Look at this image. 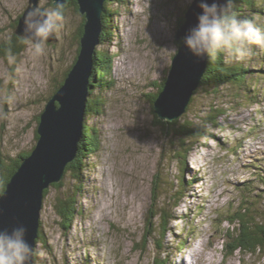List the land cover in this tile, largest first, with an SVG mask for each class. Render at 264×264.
<instances>
[{"label": "rangeland", "instance_id": "1", "mask_svg": "<svg viewBox=\"0 0 264 264\" xmlns=\"http://www.w3.org/2000/svg\"><path fill=\"white\" fill-rule=\"evenodd\" d=\"M256 1L264 7V0ZM27 4L0 0V46L10 42L14 21ZM40 6L57 8L53 0H41ZM107 6L118 13L108 17L109 42L97 49L113 56V82L101 90L102 112L88 117L99 144L82 186L69 172L62 188H49L41 212L49 247L37 245V264H163L166 257L164 264H264L263 253L227 256L223 247L226 231L235 226L229 214L234 216L243 199L240 189L255 171L264 174V76L251 84L259 90L252 92L256 99L229 86L219 94L198 88L175 121L206 131L187 143V164H182L173 152L179 138L169 135L175 123L160 124L152 100L169 73L180 41L175 40L178 23L190 4L109 0ZM63 15L57 41H47L42 54L27 43L11 61L0 55V161L35 147L39 116L75 61L84 17L73 7ZM254 15L255 26L264 30V13ZM256 48L264 53L258 46L248 52ZM255 62V68H263L260 59ZM181 164L192 181L179 197ZM76 184L82 192L75 205L82 212L65 227L56 204L60 191L78 192Z\"/></svg>", "mask_w": 264, "mask_h": 264}, {"label": "water", "instance_id": "2", "mask_svg": "<svg viewBox=\"0 0 264 264\" xmlns=\"http://www.w3.org/2000/svg\"><path fill=\"white\" fill-rule=\"evenodd\" d=\"M107 0H77L79 11L85 16L80 52L64 83L47 101L39 116V135L31 154L21 159V165L0 194V231L17 225L27 228L26 240L32 247L29 264L35 262V250L41 231V212L45 191L64 179L67 166L78 155L85 132L88 93L96 68V48L101 44L103 14ZM41 0H28L27 7L18 18L14 32L24 37V19L30 13L46 10ZM68 0H53L56 7L64 8ZM211 2V0H209ZM190 4L185 21L175 35L182 41L196 23L200 12L197 4ZM57 41L56 33L48 42ZM208 59L191 55L181 43L173 56L165 84L153 103L161 120L173 121L184 114L194 92L201 86Z\"/></svg>", "mask_w": 264, "mask_h": 264}, {"label": "trees", "instance_id": "3", "mask_svg": "<svg viewBox=\"0 0 264 264\" xmlns=\"http://www.w3.org/2000/svg\"><path fill=\"white\" fill-rule=\"evenodd\" d=\"M108 1L109 0L105 2V12L103 14V33L101 35V43L103 45L109 42V36L110 34H112V31H110L109 25L107 23L108 17L109 15H113V13H118V10H112L107 6ZM117 1L119 2L121 0ZM69 7H73L76 12L80 13L77 0H68L67 5L64 8H60V10L62 11V13H64V11ZM232 7L238 18H247L252 21H254L255 19V12L264 13V7L260 6L256 0H233ZM20 16L21 15H19L18 18ZM83 17L84 20L77 36L79 44L84 32L85 16L83 15ZM18 18L14 21V27H16L18 24ZM184 21L185 14L179 20L178 26H181ZM178 43L180 45L182 41H179ZM26 46L27 43L25 42L24 37L18 36L14 32L12 34L10 42H8L5 46H0V55L5 57H9L10 55H22L26 50ZM79 52L80 47L78 48V54ZM77 56L75 58V61L77 59ZM95 59L96 68L93 75L94 78L91 80V87L88 93L83 141L80 144L77 157L75 158V160L68 164L65 172V176L69 172L73 173L74 178L76 179V181H79L78 184L80 186H82L81 182L83 180V172L85 171V169H87L89 164V157H91V153L96 150L99 144V138L97 135L99 133H97V130L91 128L89 131L88 129V123L90 121V118L88 119V117H91L92 114H99L100 112H102L103 108L105 107L106 101L101 90L104 91V89L111 87V84L113 82V76L111 72V60L113 59V56L109 55L106 50H98L96 48ZM257 59H260L261 62H264V53L259 48H256V50H254L252 53L247 52V54L242 59L236 58L235 55L230 52H221L216 56V58L208 59L207 70L205 75L203 76L201 84L202 88L211 90L213 94H219L222 87L229 86L230 88H234L237 93L243 94L246 99L259 98L257 94L253 95L252 92L255 90L252 89L253 87L251 85L255 84L256 80L260 76H264V66L262 69H257L254 67L255 63H257L255 62L257 61ZM70 69L68 70V72L70 71ZM68 72L66 73L64 79L56 85V88L50 94L49 99L64 83ZM165 80L166 76L158 84L157 92L153 96L152 103H154V101L157 99L159 92L162 90L165 84ZM198 92L199 89L194 92L191 103L194 102V96ZM255 92L258 93L259 90ZM159 123L164 125L169 124L170 121L161 120L159 118ZM171 123L175 124L169 135L172 138H179V142L174 146V155L178 159L183 158L181 161L182 164H187V155H185L188 153V149L186 147L188 145L187 143L192 141L193 138L196 139L198 137H202L203 135L201 132H204L206 130L203 128H195L188 122L184 123L183 125H177L176 121L173 120L171 121ZM38 137L39 135L36 132V139H38ZM31 151L32 150L21 153L17 157H12L9 159L5 158L6 161H4V159L0 161V194H2L6 190L7 184L9 183L17 169L20 167L21 159L29 156L31 154ZM182 166L183 174L181 176V189L180 191H178L179 197H182V194L185 192L187 185L192 181V179H188L186 177V173L184 174L185 166ZM254 173L255 177H251L250 180H248L246 184L243 185L244 187L240 189V193L242 194L243 199H241L238 211L234 213L233 217L229 214L232 219L228 218V220L234 222L235 226L233 227V229H231L232 233L231 231H226L225 233V235H227V238L223 242V247L227 256H232L238 251L252 254H264V174L257 171H255ZM256 182H259L262 185V188L260 187L261 185H257ZM78 184H76L75 187L79 193H65L63 191H60V195L58 197L56 208L58 209L59 214L64 220L65 227L71 225L73 221V215L82 212V209L79 208L78 210L75 205V199L77 195L82 192V187H80ZM63 185L64 184L62 180L61 182L52 184L51 186H58L59 188H62ZM48 193L49 189H46L45 198L48 196ZM166 216L168 218L167 222L169 223L170 215L167 214ZM40 243H46V247H49L47 239L46 237H44L42 223L39 238L37 240V245ZM39 259L40 255L37 251H35L34 264H37L39 262ZM161 261L163 264L167 263L168 258L166 257V259H162ZM66 264H69V262H66ZM86 264H90V261H86Z\"/></svg>", "mask_w": 264, "mask_h": 264}, {"label": "clouds", "instance_id": "4", "mask_svg": "<svg viewBox=\"0 0 264 264\" xmlns=\"http://www.w3.org/2000/svg\"><path fill=\"white\" fill-rule=\"evenodd\" d=\"M196 0H187L192 4ZM233 0H199L197 23L182 37L183 46L198 59H214L230 52L242 59L252 46L264 48V30L252 20L238 18ZM64 15L57 8L30 13L24 19V39L40 55L45 44L63 26ZM13 57L10 55L9 60ZM27 228L20 224L0 231V264H29L32 247L26 240Z\"/></svg>", "mask_w": 264, "mask_h": 264}, {"label": "bare ground", "instance_id": "5", "mask_svg": "<svg viewBox=\"0 0 264 264\" xmlns=\"http://www.w3.org/2000/svg\"><path fill=\"white\" fill-rule=\"evenodd\" d=\"M67 71V70H66Z\"/></svg>", "mask_w": 264, "mask_h": 264}]
</instances>
